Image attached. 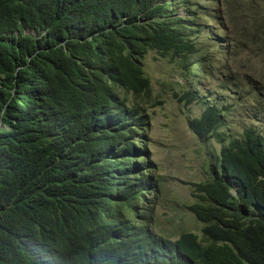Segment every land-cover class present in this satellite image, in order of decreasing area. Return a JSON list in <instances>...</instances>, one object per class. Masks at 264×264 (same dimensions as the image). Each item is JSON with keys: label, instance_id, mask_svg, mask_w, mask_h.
<instances>
[{"label": "trees", "instance_id": "obj_1", "mask_svg": "<svg viewBox=\"0 0 264 264\" xmlns=\"http://www.w3.org/2000/svg\"><path fill=\"white\" fill-rule=\"evenodd\" d=\"M204 1L0 0V264H34L30 246L57 251L62 264H264V132L248 127L226 142L218 131L229 109L217 106L190 122L222 149L186 207L201 235L184 231L175 241L148 231L165 188L149 177L155 166L145 153L134 163L127 137L136 130L86 137L109 117L145 122L146 104L130 97L150 96L143 61L151 53L174 65V98L198 103L195 83L220 68L210 30L222 15L228 27L229 18L248 23L239 37L228 31L220 87L249 98L264 121V0L221 11ZM208 11L212 18L202 16ZM81 141L126 150L90 161L78 158Z\"/></svg>", "mask_w": 264, "mask_h": 264}, {"label": "rangeland", "instance_id": "obj_2", "mask_svg": "<svg viewBox=\"0 0 264 264\" xmlns=\"http://www.w3.org/2000/svg\"><path fill=\"white\" fill-rule=\"evenodd\" d=\"M235 3L236 0L231 4H225L223 1L220 7L216 0H206L203 6L214 5L216 11H221L225 10L228 5L235 6ZM202 16L212 18L210 11ZM223 18V15L219 16L218 20L211 24L210 30L212 38L219 39L220 49H222L220 50L222 57L218 64L220 68L219 71L213 70L204 80V76H200V80L195 83L198 103L188 105L174 98L173 78L177 75L175 67L169 60L161 58L156 53L147 55L143 61L145 72L152 81L150 96L137 99L130 97L133 101H140V103L144 101L146 104L144 108L151 117L150 129L147 130L149 148L144 149L149 153L155 165L149 177L160 178L165 188V197L161 199L157 207L156 228L160 234L173 241L178 239L184 231L201 235L202 225L196 221L186 207L196 202L192 194V184L206 180L207 166L214 161L215 156L222 149V145L216 139L206 143L202 142L190 131V122L199 119L207 108L217 106L220 109H229V112L224 114V121L218 131V135H224L226 142L238 137L248 127H256L264 132V121L259 119L261 115L255 113L251 100L246 97L239 100L238 92L220 87L224 76L220 71L227 61V54L224 53L223 48L229 40L228 31L232 32L235 38L239 37L240 30L248 23L244 21L242 28L238 19L234 17L229 18L232 24L228 27L227 23L222 21ZM198 23L200 28L209 29L210 25L205 20L198 19ZM217 31L224 32L219 34ZM243 57H249V51ZM252 59L254 61L256 56H252ZM240 61L245 66L244 69L252 65L246 64V60ZM257 65L264 71V62L259 61ZM202 67L208 73L207 67ZM183 83L186 82L183 81ZM141 134L144 135L145 130ZM142 141L144 142V139ZM147 197L152 198L148 195ZM163 201H165V207Z\"/></svg>", "mask_w": 264, "mask_h": 264}, {"label": "clouds", "instance_id": "obj_3", "mask_svg": "<svg viewBox=\"0 0 264 264\" xmlns=\"http://www.w3.org/2000/svg\"><path fill=\"white\" fill-rule=\"evenodd\" d=\"M144 115L146 117L145 122H143V120L139 114H134L129 118V120L126 123H120V124H117L116 122H112L110 120L111 118L109 117V118H107L106 124L105 123H96V124L90 125L85 131L86 137L88 140L90 138L93 140H96L98 138H102L104 132L107 130H114L115 132H121V133H127L128 131L136 130V134L133 137H127L132 142V145L128 149V151H130L134 156H136L134 163L136 164L137 163L136 161L140 157H143L144 153H145V155H147L149 161L154 165V161L151 159L149 153H147V151L144 150V149L149 148L148 147L147 130L150 129V120H151V117L148 115L147 111L144 112ZM143 130H145V134L143 136L144 145L139 146V143H141V133ZM79 145L82 147L89 148V149H83L82 147L78 146V154H79L78 158H81L83 156H88L90 158V161H91L92 156H94L96 159L97 158L105 159L103 161L104 163H107L110 160L114 159V155L118 151H120V153H121L122 151L126 150L125 147L123 146V144L120 145L118 143H115L114 141L106 142L101 147V149H98V148L96 149L93 145L88 144V143H82V141L79 143ZM103 153H106L107 155L104 157ZM135 153H138V154L135 155ZM79 161L81 164L85 165L84 160H79ZM139 164H141V163H139ZM151 172H153V171H151ZM148 196H149V194H148ZM152 198H153V196H152ZM156 227L157 226H156L155 222H151V228L148 229V231H150L152 233L160 234ZM28 248L32 251L31 256L34 257V264H62L60 254L53 249L46 248L44 246H37L36 248H34L33 246H30ZM134 250H141V248H139V249L135 248Z\"/></svg>", "mask_w": 264, "mask_h": 264}]
</instances>
